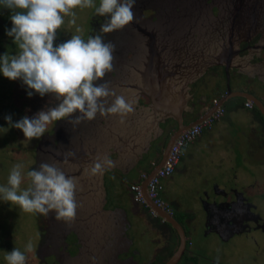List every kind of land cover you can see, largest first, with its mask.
<instances>
[{"label":"water","instance_id":"95a60500","mask_svg":"<svg viewBox=\"0 0 264 264\" xmlns=\"http://www.w3.org/2000/svg\"><path fill=\"white\" fill-rule=\"evenodd\" d=\"M258 2L259 0H233L231 5L226 6L215 16L213 15L215 17L213 23L205 30L204 37L214 36L202 42H198L195 38L187 40L188 38L178 37V39L174 38L168 41L156 39L153 27L146 22L139 23L136 17L130 23V29L135 32L138 31V33L128 32L127 26L117 31V37L121 38V45H127L130 40L136 38L134 37L136 35L141 38L143 48L141 47V50L138 47L133 48L138 39L135 40L132 49H135V52L138 49L139 54L135 53L133 59L131 58L127 63L122 61L120 67L117 66V58H114L113 70L107 73V78L105 76L103 81L97 83L107 82L108 87L116 95H121L126 101L133 102L134 111L129 113L123 121L118 115L101 116L97 113L95 119L82 120L76 124L75 131L74 129L69 131V134L73 133L76 137L79 134V142H77L79 147L76 146L77 151H73L75 158L81 159L82 162L85 161L86 165L89 159L96 162L98 158L103 160L105 157L113 162V166H105L102 172L94 175L90 174L91 167L89 169L85 167L86 183L88 184L90 180L89 190L92 189L93 191V197L89 198V203L97 224L101 223L103 228H107L109 232L111 230L112 233L114 232V216L117 215L121 218H119L121 222L124 221L125 213L117 212L116 208L119 206L107 208V210L104 208L107 194L105 173L118 169L119 173L123 174L133 169L138 161L143 158L144 153L149 150L152 140L165 133L164 128L160 125L161 122L171 119L174 127L167 132L168 137L165 139L166 142L161 149L159 159L150 161L147 176L142 179L145 194H147L148 179L164 163L171 145L180 132L212 114L228 99L240 96L245 100H251L264 116L263 98L249 91L233 90L229 80L226 83L225 91L220 94L218 103L208 105L207 102L203 101L200 109L192 108V105H189V100L192 98V94L189 92L191 88L189 84L202 76L211 66L224 65L227 79L229 78V67L236 66L238 71L249 76H256L264 82V59L250 63L249 58L240 54L239 47L240 42L247 39L251 34L261 32L262 37L264 35V21L261 17L259 18L258 7H260V3ZM146 4L149 5L148 0ZM140 7L141 0H136L134 10L138 12L137 8ZM209 18L212 19L210 15ZM108 35L112 36L110 33ZM263 44L261 43L259 46L264 47ZM116 47L115 54L117 56L120 45H116ZM114 98L111 96L107 98L108 104ZM185 112L191 115L186 118ZM195 112L197 113L195 114ZM62 122L66 124L67 119L56 121V125ZM62 143L59 150L66 147V142H64L65 144ZM42 146L44 144L40 145L39 149L43 151ZM232 191L235 193L231 194L226 190L218 193L232 197L237 193ZM205 197L206 193L200 202L203 210L206 211L205 202L209 203V201ZM146 202L151 208H155L158 215L170 221L179 233L180 240L177 250L165 263L174 264L184 250L186 241L184 231L181 225L164 209L156 205L148 195H146ZM105 221H107V226L104 224ZM105 230L102 229L96 237L98 245L105 243L103 236Z\"/></svg>","mask_w":264,"mask_h":264},{"label":"rangeland","instance_id":"374dc122","mask_svg":"<svg viewBox=\"0 0 264 264\" xmlns=\"http://www.w3.org/2000/svg\"><path fill=\"white\" fill-rule=\"evenodd\" d=\"M95 2L96 0H94V3ZM147 7L153 9L155 8V3L152 2L147 5ZM0 10V18L3 20V22H0V56L5 54L6 52L10 56L15 55L19 52V49L13 43V38L9 37L6 32V30H9L12 27V22L4 23V20L10 17V15L12 14L11 10L2 5H0ZM91 10L92 8L75 9V25L69 23L72 17L66 16L64 18V24L57 31V36L54 40V46L65 42L66 40L70 39L72 35L77 34V27L82 28V36L85 37L86 35L87 37V35H89V30L85 31V28L90 25L89 22L92 15ZM149 16L150 14H146L142 15L141 18H144V20L152 19ZM210 17L212 18V20L213 18H215L213 17V13H210ZM126 26L128 27H126L128 32L138 33V31L135 32L130 29V23ZM117 31L120 30H115L110 33L112 36L108 35V33L103 34V38L105 42L110 41L115 45L113 56L114 58H117V66L120 67L122 61H125V63H127V61H130L131 58L133 59L135 54L132 46L134 44V41L137 40V36L134 35V37L136 38L132 39V41L130 40L127 45H121V38L117 37ZM91 35L94 34L92 33ZM204 38H206V36ZM116 45H120V47L118 48L120 49V52L117 54V56L115 54L117 48ZM213 69H217V71L223 73V71L219 67ZM213 69H209V71L206 72L202 77L205 78L201 80V82L203 83H208L205 89H203L204 93L209 97V101L207 102L208 105L211 104V98L213 97V95L217 96L220 94V92H223V86L225 85L222 75L221 78L216 79L211 76ZM105 76L107 78V74ZM233 80L235 81L234 78ZM234 81H232V83H234ZM214 82L215 86L213 85ZM241 82L242 81L240 79H236V83L233 87H239L240 85H242ZM253 82L254 84L252 86L257 91L263 93L264 82L259 80L257 77L253 79ZM28 91H33V95L31 97L28 96ZM242 101L243 100L238 98H231L227 102L223 103L225 111L222 114V121L217 122L215 120L213 122L214 126L212 129L203 131L204 136L210 135V133L206 131H213L212 133L217 134L214 138L211 137V139H209L203 146V156L208 158L212 156L213 152L219 151L218 149L221 148L225 153L232 151V153L235 155L233 158L243 163V160L241 158L242 156L240 155V153H242L241 150L246 147L249 148L251 146L253 154L256 152L255 159L264 162V142H262L263 148L258 149V151L256 149L254 150V148L256 147L255 143L257 137L261 136L260 133L264 134V126L256 124V119H254V116L257 117L261 115V113L259 110L257 111L256 108H254V110L253 108L248 109L247 107L243 106L241 104ZM59 102L60 101L55 98L54 94L49 93L41 97L38 93H35L34 90L28 89L27 85H25L22 80H10L4 77L2 73H0V186L7 185V179L10 170L12 169L13 165L19 163L24 165V168L22 170L24 179L21 183V189H24L26 186L28 166L31 165L32 167L34 166L37 169L42 163L41 154H43L44 151L39 149L40 145L44 144V146H42V149H44L48 147L49 144L52 143V141L56 142L57 137L67 136L71 129H74L75 131L77 125L73 122L75 121L77 116H80L82 114L79 112L73 113L66 118V124L65 122H62L61 124L56 125V122H54L52 125H49L47 131L41 138H33L30 142L25 140L23 132L20 129L9 126L8 122L5 120V116L10 115L13 122L20 120L24 116L32 118L39 111H46L50 107L58 105ZM197 107L198 109H200L202 106ZM196 113L197 112H195V114ZM185 114H187L186 118L191 115L188 112H185ZM249 118H252L253 124L249 123ZM262 119H264V117ZM71 121L72 124L70 125ZM166 123L167 122L165 121L160 123V125H162V127L164 128V132L168 129L169 125L168 124L166 126ZM67 126H69V129H67ZM153 134L154 132L152 133V135ZM167 137V132L159 137L161 139V143H157L155 151H153L152 149L153 144H150L149 150L147 151V153H144L143 158L138 161V163L130 172H124L125 175L120 174L119 172L117 173L113 170L107 171L105 173V185L107 187L111 204L121 203L123 205H127L128 203H130L127 195L126 197H124L125 200L123 198H119L118 192L121 190L120 188L128 187L127 180H131V178L132 180H139L140 177L138 175H140L141 171H147V169L142 170V168H148L150 159H153L154 161H157L159 159L161 149L164 146V143L166 142L165 139ZM220 156L221 161L224 160L226 162V160L228 159V157L226 156H223L222 158V153L219 156L214 155V159L217 158L216 160H218ZM199 161L200 160L198 159L196 162L198 163ZM257 162L258 163H255V169H252V166L249 164H247L246 168L245 165L238 164L235 167V169L239 171L238 174H241L242 171L245 170V173L249 176V181H252H250L251 183H248V186L246 187V189H244L247 195H250L252 193L254 184L256 185L257 182L261 181L264 183V164H261L259 161ZM221 166H219L220 170L216 175L217 177L219 176L217 180H219L220 176H228L231 178V173L233 171H222L224 167L222 165V162ZM191 168V172L196 169L194 163ZM195 175H197L196 172L191 174L189 177L188 175L185 176V173H183V176L180 177V174L173 172L166 178H163V180H170L174 177V180L170 181L169 183L172 185L168 187L165 184L166 186L162 188L163 190H159L161 195L162 192L164 193L163 199L165 203L170 204L171 202L174 205V214L181 219V222L185 227V231L187 234V248H191L197 253L199 252L203 257L206 256L207 258H205V260H208L210 258L213 260H218L219 262H221V264H264V233L257 231H252L244 234L238 233L229 241H224L222 238H220V236L216 235V233L211 232L210 234V231L206 232V230H203V207L200 203V199L204 197L205 193L207 194V192L210 198L213 199L214 194L218 191H216L217 189L215 188V183L213 184V186L210 182H207L205 184L201 183L199 181H196L197 178L195 177ZM163 180H161V183L163 182ZM220 183L223 185L219 188L229 191L231 194L235 193L232 191V187L235 188L238 186L240 189H242V185L234 182L233 180ZM250 186L252 188H250ZM255 201L257 203L261 202L260 199H255ZM137 204L141 206L140 204H142V202H138ZM10 205L11 203L5 202L0 199V264H7L5 256L13 248H18L21 251H24L25 246L29 242L32 243L34 248L39 241L38 227L35 216L30 213L23 212L18 205H15V207L17 208L14 207V204H12V206ZM190 216L195 217V219L193 218L195 221L192 219L195 228H193L192 225L191 227L189 226L188 222ZM134 218L135 217L132 216L133 220ZM197 221L201 222L197 224ZM132 224L133 225L131 231L134 233L133 235L131 232L134 239L133 245H135L136 248H140V250H147L149 252V250H151L153 247L152 241H148L147 235L144 236L143 234L139 236V227L135 228L134 223ZM192 228L194 229V233H189ZM66 241L74 242V236L71 234ZM130 241H132V238ZM75 246V244L70 245V247H68V250L71 249V251L74 252V250L72 249H76ZM32 253L33 250L31 252H25L26 264H35L34 261L37 259L32 256ZM54 254L55 253L52 252H44L42 258L44 260H52V262L54 261V263L56 261L57 264V260L54 258ZM140 257L141 255L138 254L137 263L139 264L141 263L138 262L140 261ZM184 260L185 257L182 258L179 264L184 263ZM200 264L212 263L202 260Z\"/></svg>","mask_w":264,"mask_h":264},{"label":"flooded vegetation","instance_id":"af4514ba","mask_svg":"<svg viewBox=\"0 0 264 264\" xmlns=\"http://www.w3.org/2000/svg\"><path fill=\"white\" fill-rule=\"evenodd\" d=\"M232 1L233 0H148V4L150 2L155 3V8L150 9L147 7V0H141V7L137 8L139 13L134 10V7L132 11L134 13V18L136 17L139 23L149 22L148 25L153 27L156 39L159 38L160 40L163 39L168 41L174 38L178 39V37L182 39L188 38L187 40L195 38L198 42H202L214 36L211 35L204 39L205 30L213 23V20L209 18L210 13L216 15L226 6L231 5ZM99 2L100 0H96L95 5L99 6ZM258 3H260V7H258V11L260 12L259 18L261 17L264 21V0H259ZM91 14L90 25L85 28V31L89 30V35L92 33L94 35L101 34L100 27L101 24L105 22V17L97 16L93 8ZM141 14H150L149 17L152 19L144 20V18H141ZM0 22H3L1 18ZM5 22H11L9 17L4 20V23ZM89 35H87V37L85 35L83 38L86 40ZM252 35L253 34L247 39L242 40L239 44L240 54L249 58L250 63L264 59V47L259 46V44L264 43L262 42L264 41V35L262 37L261 32ZM137 39L138 41H136L133 48L138 47V49L141 50L142 40L139 37H137ZM138 49L136 52L135 49H133L134 54H139ZM216 67H219L223 73L217 71V69H213ZM209 69H213L211 76L214 79L221 78V75L223 76V82L225 83L223 86L224 91L226 83L229 80L230 86L233 90L252 92L263 98L262 100L264 102V91L263 93L257 91L252 86L254 84L253 79H255L256 76L244 74L238 71L236 66H233L229 67V78L227 79L224 65L211 66L205 71V73L208 72ZM203 75L193 83L189 84L191 87L189 92L192 94V98L189 100V105L191 104L192 108H198L197 106H202L204 102L209 101V97L203 90L208 83L201 82V80L205 78H202ZM236 79L242 81V85L239 87H233L236 83ZM232 81H234V83H232ZM213 85L215 86V82ZM235 98L244 100V98L240 96H236ZM252 107L253 109L256 108L254 104ZM263 117L264 116L255 117L256 124L264 126ZM166 122V126L169 125L168 129L165 130V133L169 132L171 128L174 127V124L169 119H167ZM260 135V137H257L255 143L256 147L254 148V150L256 149L257 151L258 149L263 148L262 142H264V134L260 133ZM56 140V142L52 141L48 147L44 148L45 150L43 149L44 152L41 154V162L58 167L66 176H69L76 181L77 189L75 198L78 206L75 219L71 222L56 219V213L54 210L50 211L47 216L32 214L36 218L39 236V241L33 248L32 253V256L37 259L34 263L56 264V261L54 263L52 260H44L42 258L44 252L55 253L54 258L57 260V264H136L138 254L141 255L140 261H138L141 262L140 264H165L168 262L177 250L180 240L179 233L173 224L166 218L158 215L155 208H151L147 202L142 203L140 204L141 206H139L137 204L139 201L134 200L132 192L129 190L127 191L130 193L129 195L132 199L131 204L129 203L125 205L127 221L124 222L126 223H121L118 220L116 224H114V232L112 233L111 230L109 232L107 228H103L101 223L97 224L93 209L89 203V198L93 197V191L92 189L89 190L90 180L88 181V184L86 183L87 175L85 168L88 167L89 169L93 166L94 162L89 159L86 165L85 161L82 162L81 159L74 157L75 153H73V151L75 152L76 148L79 147V144L77 145V142H79V134L76 137L73 133H68L66 137L61 136L60 138L59 136ZM61 142H66V147L59 150ZM160 142L161 139L159 137L157 138V141H155V139L152 140L151 144H153V151H155L157 143ZM87 155H89V152H87ZM259 162L264 164L263 161L259 160ZM254 166L256 167V165ZM33 169L39 170V168L36 169L31 165L28 166L27 170L30 171ZM113 171L119 172L118 169H114ZM29 183L30 180L27 177L25 188L28 187ZM250 188L252 187L250 186ZM216 189V191L220 193L224 191L219 187ZM231 189L237 192L236 195L232 197L227 195L224 196L223 194L220 195L218 192L217 195L214 194L213 199L208 195L209 203L205 202L206 211L202 210L203 230H206V232L210 231V234L211 232L216 233V235L220 236L224 241H229L238 233L244 234L252 231L264 233V183L261 181L257 182L256 185L254 184V188H252L253 190L250 195H247L244 192L243 187L240 189L237 186L235 188L232 187ZM161 197L163 198V195H161ZM255 199H260L261 202L257 203ZM154 203L172 216L181 225L185 234L186 241L184 250L180 258L174 264H179L183 257H185V260L182 264H200L202 260L212 264H221L218 260L210 258L205 260V258H207L206 256L203 257L199 252L197 253L195 250L187 248V234L185 227L181 222V219L174 214V205L171 202L170 204L172 206L166 204L164 199L161 204ZM118 204L110 203L107 191L104 208L106 210L107 208L111 209ZM10 206H12V204ZM132 216L135 217L134 220L132 219ZM193 218L195 219V217L190 216L188 223L190 227L192 225V227L195 228V225L192 222ZM199 222L201 221H197V224ZM132 223H134L135 228L139 227V236L143 234L144 236L147 235L148 241H152L153 247L149 252L147 250H140V248H136V246L133 245L134 239L132 234L134 235V233L131 231ZM104 224L107 226V221H105ZM193 228L189 233H194ZM102 229L107 230H105L103 234L105 243L98 245L96 243V237ZM71 234L74 236V242L66 241ZM131 238L132 241H130ZM72 244L76 245V249H72L74 252H72L71 249L68 250V247Z\"/></svg>","mask_w":264,"mask_h":264},{"label":"clouds","instance_id":"9594fccd","mask_svg":"<svg viewBox=\"0 0 264 264\" xmlns=\"http://www.w3.org/2000/svg\"><path fill=\"white\" fill-rule=\"evenodd\" d=\"M135 3L136 0H100L96 6L94 0H0V5L11 10L12 27L6 32L19 49L15 55L6 52L0 56V73L10 80H22L28 89L41 97L51 93L60 101L32 118L24 116L13 122L10 115L5 116L9 126L20 129L25 140L30 142L33 138H41L49 125L76 112L82 115L76 117L75 124L93 120L97 113L101 116L118 115L123 121L133 112V102L116 95L107 82H97L103 81L114 67L115 45L105 42L102 34L123 29L133 22ZM77 8H93L97 16L105 17L101 34L89 35L85 40L81 34L83 29L77 27V34L54 46L64 18L70 16L69 23L76 24L74 10ZM27 94L31 97L33 91ZM110 96L115 98L108 104ZM105 166H113V162L107 157L98 158L90 174L102 172ZM23 168L24 165L19 163L13 165L7 185L0 186V199L18 205L25 213L47 216L54 210L56 219L73 221L78 206L76 181L58 167L41 163L39 170L27 172L30 183L21 189ZM32 250L33 245L29 242L24 251L13 248L5 260L7 264H26L25 252Z\"/></svg>","mask_w":264,"mask_h":264},{"label":"crops","instance_id":"0c3cea01","mask_svg":"<svg viewBox=\"0 0 264 264\" xmlns=\"http://www.w3.org/2000/svg\"><path fill=\"white\" fill-rule=\"evenodd\" d=\"M213 97H217V98L220 99V94L217 95V96L213 95ZM228 100H230V99H228ZM244 101H245V99L241 103L243 106H245L244 105ZM245 107H247V106H245ZM247 108L248 109H250V108L252 109L253 107H247ZM255 117L256 116H254V119H255ZM221 118H222V115L216 121L217 122L222 121ZM249 123L253 124L252 118H249ZM213 126L211 128H209V129H212ZM209 129H204L203 131L209 130ZM203 131L191 143H189L188 146L185 148L184 155L181 157L179 162L175 165V168H174L173 172H176L177 174H180V177L183 176V173H185V176L188 175V177H189L191 174L196 172L197 173V175H195V177L197 178L196 181H199V182L204 183V184L207 183V182L208 183L210 182L212 186L215 183V188L221 187L223 185L220 182L232 181L233 180L234 182L242 185V187L244 189H246V187L248 186V183H251L252 181L251 180H250L251 182L249 181V176H248V174L245 173V170L242 169L243 170L242 173L238 174L239 171L236 170L235 167L238 164V165H245V168H246L247 164H249V165L252 166V169L256 168L254 165L259 160L255 159V155L256 154L255 153L253 154V152L251 150V146L249 148L246 147L243 150H241L242 153H240V155L242 156L241 158H242L244 164L241 161L235 160L233 158L235 155L232 153V151L225 153L224 150L221 149V148L218 149L219 151L213 152L212 156L207 158V157L203 156V154H202L203 146L206 144V142L209 139H211V137L214 138L217 134L216 133H212L213 131H206V132L210 133V135H205L204 136ZM155 141H157V138L155 139ZM221 153H222V158H223V156L228 157L226 162L224 160L223 161L220 160L221 156L218 158V160H216L217 158L214 159V155L215 156H219V155H221ZM198 159L200 161L197 163L196 161ZM151 160H153V159H150V161ZM150 161H149V164H148L149 165L148 168H142V170L143 169H147L148 170L150 168ZM221 162H222V165L224 166L222 171L223 170H225V171H229V170L233 171L231 173V178L228 177V176H220L219 180H217L219 176L217 177L216 175H217L218 171L220 170L219 166H221ZM193 163H194L196 169L193 172H191V170H192L191 166H193ZM231 166H232V168H231ZM131 170H129L128 172H130ZM123 174L125 175V173H123ZM138 176L140 177V175H138ZM174 177H175V175H174ZM174 177L172 179H170V180H166V179L163 180V178H162L161 180H163V182L161 183V180H160L159 189L163 190L162 188H164L166 185L168 187H170L172 184H169V183H170V181L174 180ZM164 178H166V177H164ZM176 178H178V177H176ZM224 178H226V179H224ZM136 179H137V177H136ZM130 181H135V180H132V178H131ZM126 185H127V183H126ZM120 189L121 190L118 192L119 198H123L125 200L124 197H126V195H127L128 199L130 201V204H131V198H130V195H129L128 191H127L128 187H123V188L121 187ZM244 192H246V191L244 190ZM122 194H124L125 196L122 195ZM162 195H164L163 192H162ZM206 197L208 198V192L206 194ZM117 206L122 208V209L119 208V207L116 208L117 212L120 213V214L125 213V216H126L125 205L120 203ZM117 217H119V216H117V215L114 216V221H113L114 224H116V222L120 218V217L119 218H117ZM124 221H127V217H125ZM124 221L121 222V220H119V222H121V223H126Z\"/></svg>","mask_w":264,"mask_h":264},{"label":"built area","instance_id":"2783aa9c","mask_svg":"<svg viewBox=\"0 0 264 264\" xmlns=\"http://www.w3.org/2000/svg\"><path fill=\"white\" fill-rule=\"evenodd\" d=\"M218 101L219 98L217 97H212L211 99L212 104H216ZM244 105L252 107L253 103L251 100H245ZM224 110V107L221 105L209 116L204 117L197 123L183 129L171 145L164 163L155 172V174L148 179L146 184L147 194L144 192L142 179L147 176L148 172L141 171L140 179L129 183V190L132 192L134 200L146 203V195H148L154 202L158 204L163 203V198L159 192L160 180L173 172L175 165L184 155L185 148L188 144L191 143L204 129L211 128L213 126V122L223 114Z\"/></svg>","mask_w":264,"mask_h":264},{"label":"trees","instance_id":"16d2710c","mask_svg":"<svg viewBox=\"0 0 264 264\" xmlns=\"http://www.w3.org/2000/svg\"><path fill=\"white\" fill-rule=\"evenodd\" d=\"M257 111H258V109H256ZM261 113V112H260ZM259 116H263V114L261 113V115H259ZM258 117V116H257Z\"/></svg>","mask_w":264,"mask_h":264}]
</instances>
